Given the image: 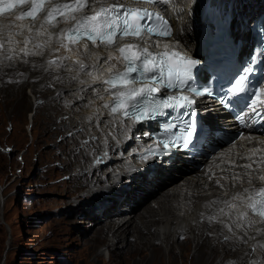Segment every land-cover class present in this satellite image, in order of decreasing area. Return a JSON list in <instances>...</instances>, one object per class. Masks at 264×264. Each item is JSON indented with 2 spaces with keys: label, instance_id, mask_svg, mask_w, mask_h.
I'll return each mask as SVG.
<instances>
[{
  "label": "bare ground",
  "instance_id": "bare-ground-1",
  "mask_svg": "<svg viewBox=\"0 0 264 264\" xmlns=\"http://www.w3.org/2000/svg\"><path fill=\"white\" fill-rule=\"evenodd\" d=\"M230 1L234 3V0ZM240 3L234 7L248 14ZM183 6L186 7L180 4L179 8ZM244 7L253 11L255 8L264 10V1L247 0ZM195 9L196 5L193 9L196 14ZM197 20L198 15L193 17L186 11L179 15V22L189 31L181 38L185 45H193L197 32L191 26ZM54 46L59 50H46L40 56L26 59L15 54L4 60L5 65H0V75L11 74L16 80L15 90L10 93L14 94L12 109L19 115L30 105L24 86L31 84L30 93L35 96L32 104H36V118H32L36 127L33 142L43 146L50 144L36 157L43 166V174L52 176L60 171H73L74 174L58 181L65 193L80 200L79 204L83 206L92 207L93 204L97 212L104 208L102 215L92 219L93 225L96 224L89 235L93 258L100 260L104 253L108 254V264H154L162 255L169 258L172 250L183 255L184 249L178 245L182 241L189 243L188 251L191 252L185 259L191 261L193 256L199 260L196 264H211L212 256L220 254L224 255L225 264H264V247H261L264 245V231H257L264 229V223L250 214L246 219L238 218L239 212H246L242 206L230 210L223 203H211L237 200L215 193L206 195L203 182L189 177L176 180L158 165L135 168L137 163L133 156H127L126 151L120 152L130 126L107 113L104 104L109 97L103 93L100 81H93V76L101 70L97 53L79 50L71 53L58 42ZM58 57L69 59L63 60L59 67L56 64L49 66L48 62ZM77 59L89 67L80 71L79 65L73 63ZM151 170L155 174L149 177L147 173ZM172 171L176 174L178 169L172 168ZM93 173L95 176L91 178ZM125 173L126 180L130 179L133 185L126 180L118 184ZM126 186L130 191L125 189ZM133 187L135 191L131 190ZM104 195L110 198H103ZM151 196V202L141 207L142 202ZM99 197L103 199L97 200ZM84 198L88 201H82ZM4 200L1 189L0 213ZM207 204L210 206L206 207ZM222 208L229 214H222ZM209 217L215 219L210 221ZM100 219L102 223L96 221ZM249 221L255 222L252 227H248ZM99 243L105 244L108 251L96 250ZM135 254L147 257L144 261L140 256L136 260ZM170 256L177 258L172 253Z\"/></svg>",
  "mask_w": 264,
  "mask_h": 264
},
{
  "label": "snow or ice",
  "instance_id": "snow-or-ice-1",
  "mask_svg": "<svg viewBox=\"0 0 264 264\" xmlns=\"http://www.w3.org/2000/svg\"><path fill=\"white\" fill-rule=\"evenodd\" d=\"M26 2L28 0H0V15L11 12L17 5ZM30 2V9L21 12L16 19L31 18L35 23L37 15L43 13L44 23H48L53 28L57 26V17L72 19L75 23L66 30V38L72 44L86 37L95 46H99L97 41L99 44L112 46L116 43L118 34L122 39L126 35L139 37L144 31L149 34L172 35V29L167 20L159 13L147 8L114 4L108 7L101 6L94 15H89L83 13L84 7L88 6V0H65L50 9L44 7L45 0H30ZM146 2L160 3L161 0H146ZM62 9H71L67 17H64ZM76 13L81 14L77 16ZM31 30L30 28L29 31ZM9 42H11V37H9ZM27 43L26 39L25 44ZM37 47L42 46L37 45ZM0 48H3L2 42H0ZM84 48L88 49L87 43ZM20 51L25 55L42 54L30 52L26 48ZM117 51L119 56L109 54L105 62L122 61L123 70H117L113 65L107 70L108 76L102 80L105 85L104 91L111 97L104 104V107L109 109V114L113 117L119 116L121 123L124 119H129L133 123H143L154 121L159 116L169 117L160 125V131L153 137L156 144L148 146L141 156L142 159L167 155L173 148L186 149L196 155L201 151L203 143L212 142L216 134L215 126L211 123L207 126L201 123L198 126L195 120L196 100L194 97L213 94L211 87L194 86L193 70L200 65L199 60L183 56L179 52L172 53V56L179 58V60H173L167 51L153 53L148 48H140L134 44L122 45ZM8 58L11 59V57ZM66 59L69 57H58L48 63L49 66L56 64L59 67ZM261 62H264V50L258 56L249 57L247 65L239 68L238 73L229 78L231 81L229 86L223 88L221 85L222 92L216 95L218 102L225 108L241 109L237 114V120L245 126L250 121H264V99H262L264 88L250 86L251 78L256 72L255 65ZM73 63L79 65L80 71H85L89 67L79 59ZM88 74L92 75L91 72ZM97 79L101 77L93 76V81ZM260 79H264V76ZM162 89H168L169 94L160 96ZM186 92L191 95H186ZM98 98L104 100L103 96L98 95ZM166 110H171V113ZM234 179H239V176ZM260 179L264 180V176ZM216 183L219 184L220 181L217 180ZM232 200L245 202L253 215L258 216L260 222L264 223V185L244 188L241 192L235 193ZM211 203H223L230 210L237 209V205L228 200H215ZM205 206H210V204ZM220 212L229 214L224 213L223 208ZM247 216V212H239L238 218L246 219ZM213 219L215 217H209L210 221ZM254 223V221H249L248 227H252ZM237 227H242V225L237 224ZM257 231H264V229Z\"/></svg>",
  "mask_w": 264,
  "mask_h": 264
},
{
  "label": "rangeland",
  "instance_id": "rangeland-1",
  "mask_svg": "<svg viewBox=\"0 0 264 264\" xmlns=\"http://www.w3.org/2000/svg\"><path fill=\"white\" fill-rule=\"evenodd\" d=\"M2 64L5 65L4 60H0ZM15 84L13 75H0V190L6 196L0 213V264H108V254L103 253L100 260L93 258L90 251L92 242L89 240L96 225H93V216L96 219L97 215H102L104 208L97 212L93 204L92 207L83 206L79 204L80 200L65 193L58 181L74 174L73 171H60L52 176L43 174V166L36 157L50 144L43 146L33 142L36 127L32 118H36V104H32L35 96L30 93L31 84L24 86L30 105L22 115L13 111L14 94L10 92L15 90ZM5 146H9L10 150H5ZM94 176L93 173L91 178ZM103 198L110 197L104 195ZM147 199L141 207L151 202V198ZM82 201L87 202L88 199ZM96 221L102 223L101 219ZM178 245L181 250L184 249L183 255H177L172 250L177 258H172L171 253L169 258L162 255L154 264H196L199 261L193 256L191 261L185 259L191 253L188 251L189 243L181 241ZM95 249L108 251L103 243ZM139 256L143 261L147 257L138 254L134 257L137 260ZM183 260L186 263H182ZM210 260L213 261L211 264H225V257L221 254L212 256Z\"/></svg>",
  "mask_w": 264,
  "mask_h": 264
}]
</instances>
